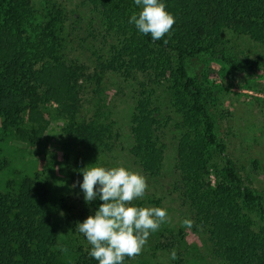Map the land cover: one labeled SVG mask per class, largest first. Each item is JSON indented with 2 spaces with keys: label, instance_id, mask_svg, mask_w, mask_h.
<instances>
[{
  "label": "trees",
  "instance_id": "1",
  "mask_svg": "<svg viewBox=\"0 0 264 264\" xmlns=\"http://www.w3.org/2000/svg\"><path fill=\"white\" fill-rule=\"evenodd\" d=\"M77 1L0 0V141L37 145L57 118L77 144L83 175L94 153L114 150L120 137L107 79H138L131 157L157 178L166 138L173 136L175 191L194 225L207 233L213 254L223 264H264V192L246 184L216 134L203 86L190 74L193 60L203 55L237 72L264 71V54L249 58L223 35L264 45V0H163L175 24L156 41L129 23L142 10L134 0ZM10 166L0 155V173ZM45 174L0 181V264H98L86 238L74 249L65 245L67 252L57 247L53 216L59 204ZM162 247L174 250L166 242Z\"/></svg>",
  "mask_w": 264,
  "mask_h": 264
},
{
  "label": "rangeland",
  "instance_id": "2",
  "mask_svg": "<svg viewBox=\"0 0 264 264\" xmlns=\"http://www.w3.org/2000/svg\"><path fill=\"white\" fill-rule=\"evenodd\" d=\"M223 35L225 41L242 50L249 58L264 54V45L248 37L229 31ZM190 74L203 86L214 111L216 134L227 143L228 154L243 169L246 184L256 193L264 192V71L237 72L220 59L203 55L193 60ZM107 81L106 94L114 93L109 96L108 106L113 109L115 128L120 137L114 150L94 153L88 167L122 165L142 173L148 188L144 197L133 203L165 208L169 216L158 231L150 234L142 253L128 264H223L213 254L211 241L201 227L193 224L188 229L182 226L185 219L194 220L175 191L178 172L173 136L166 138L162 172L157 178L145 174L129 153L133 89L138 79L124 82L120 77L112 76ZM89 99L90 96H87L86 100ZM88 105L86 102V107ZM63 126L59 119H52L41 142L34 146L19 140L0 141V155L11 162L10 168L0 173V181L5 183L12 177L46 172L50 195L59 204L53 221L60 235V245L65 247L69 244L74 249L86 238L77 231V224L94 215L102 201L97 198L90 203L85 202L78 183H82L83 175L77 168V144L64 133ZM161 242L172 244L177 259H171L173 250L162 247ZM72 256V253L66 254L64 260L70 261Z\"/></svg>",
  "mask_w": 264,
  "mask_h": 264
},
{
  "label": "clouds",
  "instance_id": "3",
  "mask_svg": "<svg viewBox=\"0 0 264 264\" xmlns=\"http://www.w3.org/2000/svg\"><path fill=\"white\" fill-rule=\"evenodd\" d=\"M142 10L133 14L129 23H134L140 33L151 35L153 41L169 34L175 24L163 0H134ZM167 43V40L164 41ZM83 180L79 187L86 203L99 198L102 203L94 215H89L77 224V231L86 237L91 249L89 255L98 264H124L125 257L140 255L151 233L158 231L169 220L165 208L137 206L133 201L142 199L148 188L146 177L125 166L105 168L84 167ZM75 187V185H73ZM194 221L185 219L182 226L193 227ZM62 252L67 248L58 245ZM171 259H177L175 250Z\"/></svg>",
  "mask_w": 264,
  "mask_h": 264
}]
</instances>
